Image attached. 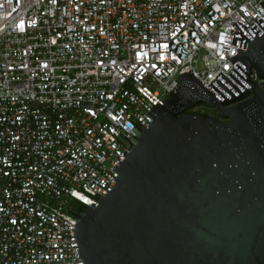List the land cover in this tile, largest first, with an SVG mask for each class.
<instances>
[{"label": "built area", "instance_id": "obj_1", "mask_svg": "<svg viewBox=\"0 0 264 264\" xmlns=\"http://www.w3.org/2000/svg\"><path fill=\"white\" fill-rule=\"evenodd\" d=\"M261 16L264 0H0V264H85L74 204L110 191L180 75L233 71L232 25Z\"/></svg>", "mask_w": 264, "mask_h": 264}, {"label": "water", "instance_id": "obj_2", "mask_svg": "<svg viewBox=\"0 0 264 264\" xmlns=\"http://www.w3.org/2000/svg\"><path fill=\"white\" fill-rule=\"evenodd\" d=\"M232 27L233 71L180 75L128 133L113 187L74 225L85 264H264V16ZM200 105L216 117L185 114Z\"/></svg>", "mask_w": 264, "mask_h": 264}, {"label": "trees", "instance_id": "obj_3", "mask_svg": "<svg viewBox=\"0 0 264 264\" xmlns=\"http://www.w3.org/2000/svg\"><path fill=\"white\" fill-rule=\"evenodd\" d=\"M196 109V114H200V115H208V116H214L216 117V114L215 112L211 109H205L204 105H200V106H196V107H193L191 109H189L188 111H186L185 113L188 114V113H191L193 110ZM86 210V206L84 204H81V203H78L76 202L74 204V207H73V210L72 211H79V212H85Z\"/></svg>", "mask_w": 264, "mask_h": 264}, {"label": "rangeland", "instance_id": "obj_4", "mask_svg": "<svg viewBox=\"0 0 264 264\" xmlns=\"http://www.w3.org/2000/svg\"><path fill=\"white\" fill-rule=\"evenodd\" d=\"M204 107H205V109H208V108H209V109L211 110V108H210V107H208V106H206V105H204Z\"/></svg>", "mask_w": 264, "mask_h": 264}, {"label": "flooded vegetation", "instance_id": "obj_5", "mask_svg": "<svg viewBox=\"0 0 264 264\" xmlns=\"http://www.w3.org/2000/svg\"><path fill=\"white\" fill-rule=\"evenodd\" d=\"M186 114V113H185Z\"/></svg>", "mask_w": 264, "mask_h": 264}]
</instances>
